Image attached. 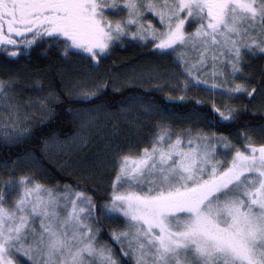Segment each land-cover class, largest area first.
<instances>
[{
    "label": "snow or ice",
    "instance_id": "1",
    "mask_svg": "<svg viewBox=\"0 0 264 264\" xmlns=\"http://www.w3.org/2000/svg\"><path fill=\"white\" fill-rule=\"evenodd\" d=\"M109 10L119 18H109ZM149 14L159 26L147 21ZM125 40L151 45V55L170 57L186 77L176 89L184 94L165 97L171 107L149 100L141 111L167 113L194 127L175 131L157 122L149 146L136 155L109 143L114 178L103 195L96 188L78 191L80 185L60 191L35 174L16 179L14 168L0 181V264H264V143L252 139L264 140V126L246 124L228 135L213 131L239 121L240 111L225 98L257 93L235 81L249 54H264V0H0V54L6 59L31 62L37 49L46 58L53 48L69 59L75 49L86 55L88 68H97ZM17 83L0 80V107L15 117L0 123V141L30 140L63 108L79 124L67 139L73 147L87 142L85 133L102 109L73 105L92 103L96 92L52 91L22 102ZM200 89L218 93L220 106L187 98ZM144 103L129 96L118 103V114L126 117ZM22 108L37 109L42 119L33 124V113ZM50 142H59V134L40 141L43 149ZM24 155L33 166L44 163ZM105 220H123L124 227L106 230ZM106 231L115 248L102 242Z\"/></svg>",
    "mask_w": 264,
    "mask_h": 264
},
{
    "label": "trees",
    "instance_id": "2",
    "mask_svg": "<svg viewBox=\"0 0 264 264\" xmlns=\"http://www.w3.org/2000/svg\"><path fill=\"white\" fill-rule=\"evenodd\" d=\"M11 50V49H9ZM44 49H37V53L31 57V62L27 58H5L0 54V78L17 79L19 84H28L29 87L37 83L46 87L49 92H72L74 88V80L80 77L83 67L82 61L78 55H73L77 61V65L82 69L73 66L74 62L69 59L61 57L59 51L53 48L47 55L42 57L39 53ZM74 51V50H73ZM152 49L149 46H144L141 42H132L124 48L120 45L115 48L111 56L107 59H102L100 68L102 70V80L99 89L106 85L107 89L104 91L95 92L99 96L98 99L92 103L76 104L73 107L77 109H85L90 107H105L107 109H118L117 105L120 101L126 100L129 96L143 97L145 101H155L161 107H171L165 104V97L170 95L166 91L157 90V86H146L143 84L132 83L129 85H120L113 83V76L116 75L120 69H155L164 65L165 61L159 59L156 55H151ZM76 52V51H75ZM164 61V62H163ZM248 79L251 88H256L257 93L253 94L252 98L243 96L239 100L240 118L236 125H226L221 129H213L219 134L221 131L228 135L235 133L237 127L241 130L244 126L250 125L253 128L264 126V95L259 94V91L264 85V54H257L248 61L246 66ZM45 88V90H46ZM46 90V91H47ZM91 94V93H90ZM172 97V96H170ZM175 98V97H173ZM188 99L200 100L205 103H212L208 98H200L198 96H188ZM59 117L54 124L49 125L43 131L37 129V135L28 141L16 143H4L0 141V164L8 163L14 166L18 161L25 157V153L35 154L43 159L44 163L39 169L42 180L47 182L49 187L59 184L60 190L63 191V186L68 185L72 188L80 187L78 191L85 189L96 188L99 195H103L108 191L110 178L113 177L114 165L108 164L106 157L99 158V152L93 155H81L76 161L70 163H59L51 157L47 149L42 148L41 139L49 134V132H56L59 136L65 137L73 133L74 129H78V117L76 115H69L63 108L58 109ZM182 111V110H181ZM149 123L166 121L172 125V129L182 131L187 128L194 127L191 123L182 122L175 118H169L167 113H157L148 115ZM201 127H204L201 125ZM208 129L205 128V131ZM256 144L264 143L258 136H252ZM239 147L243 148L242 144ZM85 153V152H84ZM83 154V153H82ZM98 157V158H97ZM22 162L17 163L20 165ZM89 195L96 193L89 192ZM102 227L109 230V222L104 221ZM103 237L108 241L113 248L116 247L112 243L107 231Z\"/></svg>",
    "mask_w": 264,
    "mask_h": 264
},
{
    "label": "rangeland",
    "instance_id": "3",
    "mask_svg": "<svg viewBox=\"0 0 264 264\" xmlns=\"http://www.w3.org/2000/svg\"><path fill=\"white\" fill-rule=\"evenodd\" d=\"M110 11V17L113 19H118V16H114L111 14L112 10ZM147 21L152 22L153 24H156L157 26V20L154 18L153 15L149 14L147 16ZM132 42V40H125L122 44H120L121 47H125L128 44ZM149 48L152 49L151 45H149ZM11 51V50H9ZM78 54V57L80 59V62L82 61L81 65L84 70L80 69V67L77 65V61L74 59V56H71L69 60L71 62H74L73 66L75 68H79L77 71L82 70V74L80 77H77V79L74 80V88L72 90L73 93H79L80 91H86L88 93H93L96 90L99 89L101 85L102 80V70L100 66L97 68H88L87 65L89 61L86 59V55L79 50H75ZM189 55H193L189 53ZM76 56V55H75ZM159 59L166 60L164 65L155 69H132L130 71H126L127 69L119 70L116 72V85H129V84H143L149 87L157 86L162 87L164 91H166L167 94H169L172 97H178L179 95L184 94L181 91H177L176 89L179 87L180 83L186 79L185 76L180 74L179 69L176 67V65L173 64L172 59L170 57H160L156 55ZM254 57L253 55L249 54L247 56V62ZM163 61V62H164ZM205 72L208 71V69L204 70ZM171 74V75H170ZM204 78V77H202ZM10 78H0V80H9ZM239 84H244L248 86L250 90V81L248 79V73L246 70V67L244 68V74L243 76L239 75L237 76V79L235 81ZM37 83L33 84V86H30L26 84H19V82L16 84V95L17 98L20 99L22 102L26 101L27 99H35L38 96L45 95L49 93L46 87H37ZM46 88V90H45ZM188 96H198L200 98H208L212 103H215L217 106H220V98L218 93H212L209 94L204 89H200L196 92L189 93ZM243 98V96L241 97ZM240 98V99H241ZM227 100L225 98V102L231 105L232 107H235L239 110V100ZM145 101V100H144ZM147 106V101H145L144 104L136 105L135 108L131 109V114L122 117L119 113L118 109H107L105 107H101L102 111L98 114V119L96 120L95 124L90 126L87 132L85 133L87 137V142L84 145H79L76 147L72 146V142L67 139L68 136L62 137L59 136V142L52 143L50 142L48 147V152L51 155V157L55 160H58L59 163H70L71 161H76L81 155H93L97 156L96 154L99 152V158L100 157H106V160L108 164L114 165L113 159H112V152L107 150V146L109 143L115 144H121L124 146V151L126 153H131L132 155L138 154L144 147H148L149 143V136L152 134L153 129L152 125L155 124V122H152V125H150L148 119V115H145L141 108ZM124 108H129L128 104L122 105ZM96 107H90L85 109H93ZM22 111H27L33 113V121L32 123L35 124L40 119H42V114L35 108H22ZM150 115V114H149ZM15 117L13 114L6 108L0 107V123L9 122L11 123ZM150 120V119H149ZM137 125L136 127H133L132 125ZM79 128V127H78ZM116 130H119V137L114 135V132ZM175 130V129H173ZM178 131V130H175ZM235 143V142H233ZM85 152V153H84ZM96 152V154H95ZM83 153V154H82ZM98 158V157H97ZM22 162L20 165L17 163ZM14 166H10V164H0V181L8 180L13 172V169L15 168V178L18 179L20 177L24 176H30L35 174L36 179L46 186L47 182H44L39 176L41 173L40 167L33 166L30 160L27 159V157H22L20 161H18ZM49 187V186H48ZM62 191V190H60ZM109 222V230L116 231L118 229H122L124 227L123 220H105ZM103 243H108V241L102 236L101 238ZM112 247V246H111Z\"/></svg>",
    "mask_w": 264,
    "mask_h": 264
}]
</instances>
